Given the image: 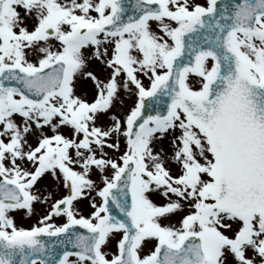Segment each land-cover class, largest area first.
<instances>
[{"label": "snow or ice", "instance_id": "snow-or-ice-1", "mask_svg": "<svg viewBox=\"0 0 264 264\" xmlns=\"http://www.w3.org/2000/svg\"><path fill=\"white\" fill-rule=\"evenodd\" d=\"M0 264H264V0H0Z\"/></svg>", "mask_w": 264, "mask_h": 264}, {"label": "rangeland", "instance_id": "rangeland-1", "mask_svg": "<svg viewBox=\"0 0 264 264\" xmlns=\"http://www.w3.org/2000/svg\"><path fill=\"white\" fill-rule=\"evenodd\" d=\"M145 83H147V81H145ZM85 87L91 89V87H92L91 82H88L85 85ZM128 103H132V100L129 99L128 100ZM44 209H45V206H43V205H37V214L43 213ZM84 211H85V213H87L88 212V208H84ZM36 219H37V216H33L31 218L18 219L17 222L20 223V224H22L23 226H31L33 223L36 222ZM56 222L57 223H62L63 222V218H57L56 219Z\"/></svg>", "mask_w": 264, "mask_h": 264}, {"label": "bare ground", "instance_id": "bare-ground-1", "mask_svg": "<svg viewBox=\"0 0 264 264\" xmlns=\"http://www.w3.org/2000/svg\"><path fill=\"white\" fill-rule=\"evenodd\" d=\"M88 89H90V88H88Z\"/></svg>", "mask_w": 264, "mask_h": 264}]
</instances>
